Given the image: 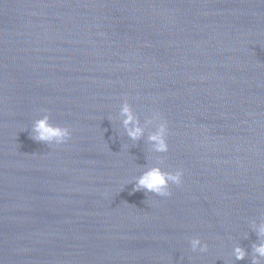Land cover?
<instances>
[{"label": "water", "instance_id": "obj_1", "mask_svg": "<svg viewBox=\"0 0 264 264\" xmlns=\"http://www.w3.org/2000/svg\"><path fill=\"white\" fill-rule=\"evenodd\" d=\"M125 99L167 120V153L154 125L127 136ZM45 114L67 143L31 139ZM161 158L183 184L133 191ZM254 222L264 0H0V264H252Z\"/></svg>", "mask_w": 264, "mask_h": 264}, {"label": "clouds", "instance_id": "obj_2", "mask_svg": "<svg viewBox=\"0 0 264 264\" xmlns=\"http://www.w3.org/2000/svg\"><path fill=\"white\" fill-rule=\"evenodd\" d=\"M120 115L124 118L122 123L126 129L127 136L132 141H139L145 136V130L148 126L154 125L155 130L148 136L147 140L151 145L153 153H167L169 151V125L162 114L156 112L146 117L145 122L141 124L140 118L134 111L132 104L125 99L120 107ZM72 131L69 127L53 124L51 116L45 114L42 118L34 121L30 130L31 139L37 142H43L49 146L63 145L69 141ZM163 159L150 167H147L139 176L134 179L133 191H146L160 197H170L172 195L171 186H180L183 184L184 171H166L161 165ZM132 182V183H133ZM254 231L258 237V243L253 244L252 264H264V223L253 224ZM191 251L205 253L209 245L200 238H191ZM232 254L236 260H244L248 256L247 250L242 246H235Z\"/></svg>", "mask_w": 264, "mask_h": 264}]
</instances>
